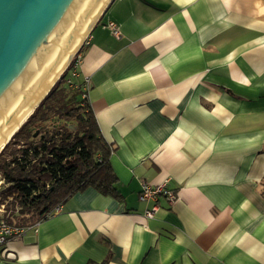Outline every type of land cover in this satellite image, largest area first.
<instances>
[{
  "label": "crops",
  "instance_id": "0c3cea01",
  "mask_svg": "<svg viewBox=\"0 0 264 264\" xmlns=\"http://www.w3.org/2000/svg\"><path fill=\"white\" fill-rule=\"evenodd\" d=\"M78 53L120 196L76 191L0 264H264V0H110Z\"/></svg>",
  "mask_w": 264,
  "mask_h": 264
},
{
  "label": "trees",
  "instance_id": "16d2710c",
  "mask_svg": "<svg viewBox=\"0 0 264 264\" xmlns=\"http://www.w3.org/2000/svg\"><path fill=\"white\" fill-rule=\"evenodd\" d=\"M70 67L0 150V174L8 183L0 203L11 210L9 223L38 222L87 186L120 196L110 165L115 146L81 97L82 82L67 81Z\"/></svg>",
  "mask_w": 264,
  "mask_h": 264
},
{
  "label": "water",
  "instance_id": "95a60500",
  "mask_svg": "<svg viewBox=\"0 0 264 264\" xmlns=\"http://www.w3.org/2000/svg\"><path fill=\"white\" fill-rule=\"evenodd\" d=\"M109 2L0 0V144L68 68Z\"/></svg>",
  "mask_w": 264,
  "mask_h": 264
},
{
  "label": "built area",
  "instance_id": "2783aa9c",
  "mask_svg": "<svg viewBox=\"0 0 264 264\" xmlns=\"http://www.w3.org/2000/svg\"><path fill=\"white\" fill-rule=\"evenodd\" d=\"M107 27L115 38L121 37V31L117 23H115L114 21H109L107 23ZM79 61H80V55L79 53H76L73 56L72 60L70 61L71 67L68 69L70 71V77H77V72L75 67L78 65ZM67 81H70L69 77ZM88 85H89L88 78H84L82 80V86H81V89L83 91L81 97H87ZM4 184H6L7 186L8 183L4 181V179L1 177L0 174V186ZM160 196L163 197L169 205L174 204L178 199V195L176 191L167 186V180L156 185H150L147 182H141L140 190L138 193L139 200L153 201L152 205L144 211V216L146 218H152L154 216L155 212L159 207L157 201ZM60 209H61V204H58L47 215H49L50 213L57 212ZM5 211L6 210L4 209L3 205L0 203V247L4 246L9 240L21 238L23 235L26 234L28 230L30 229L35 230L37 226L36 223L29 225H18L14 223H9L6 219Z\"/></svg>",
  "mask_w": 264,
  "mask_h": 264
},
{
  "label": "bare ground",
  "instance_id": "6f19581e",
  "mask_svg": "<svg viewBox=\"0 0 264 264\" xmlns=\"http://www.w3.org/2000/svg\"><path fill=\"white\" fill-rule=\"evenodd\" d=\"M108 2V1H107ZM72 56V55H71ZM68 64V63H67ZM67 64L64 67V69L60 72V74L58 75V77L62 74V72H64V70L67 68ZM35 104H33V107L30 109V111L24 116V118L20 121L19 125L16 127V129L12 132V134L18 129V127L27 119V117L32 113L33 109H34ZM11 134V135H12ZM10 135V136H11ZM9 138V137H8ZM7 141V140H6ZM5 142L0 144V150L2 149V147L5 145Z\"/></svg>",
  "mask_w": 264,
  "mask_h": 264
},
{
  "label": "rangeland",
  "instance_id": "374dc122",
  "mask_svg": "<svg viewBox=\"0 0 264 264\" xmlns=\"http://www.w3.org/2000/svg\"><path fill=\"white\" fill-rule=\"evenodd\" d=\"M70 78V80H72V81H74V82H76L77 80V78L75 77H70V71L68 72V74H67V78ZM6 186V184H4V185H1L0 186V191H3L4 189H6L7 187H8V184H7V186ZM0 196H1V193H0ZM7 213H9L10 215H11V210L10 209H8V211H7ZM15 213H16V210H15Z\"/></svg>",
  "mask_w": 264,
  "mask_h": 264
}]
</instances>
